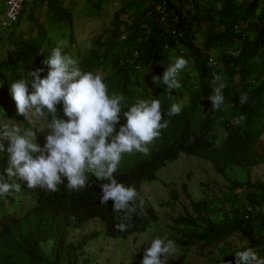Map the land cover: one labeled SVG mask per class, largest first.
<instances>
[{
  "label": "trees",
  "instance_id": "16d2710c",
  "mask_svg": "<svg viewBox=\"0 0 264 264\" xmlns=\"http://www.w3.org/2000/svg\"><path fill=\"white\" fill-rule=\"evenodd\" d=\"M100 1L113 2L87 0L86 3L98 10ZM38 2L45 4L50 28L42 26L38 35L41 38L31 39L17 32L4 34L1 18L5 0H0L2 99L8 98L9 83L13 80L27 78L29 72L37 68L44 69L40 76L46 74L47 68L41 61L48 54L45 51L55 47L58 36L67 38L72 44L77 40V30L72 26L79 18H73L65 5L72 2L31 0L26 4ZM116 3L118 7L112 12L107 30L102 31L94 45L80 55L78 65L81 69L103 72L109 91L124 94L129 100L155 97L160 104L167 105L176 99L181 101L186 93L190 96V101L178 115L168 116L162 145L152 159L144 163L142 175L152 176L165 159L177 156L180 151H202L205 157L214 160L220 171L232 164L255 166L261 161L255 137L248 128L256 118L264 115V0H116ZM22 21L20 16L12 28L20 27ZM7 38L12 43L5 46ZM3 50H7L6 56H1ZM215 55L219 62L212 64L210 58ZM177 56L184 57L187 65L177 75L180 87L168 92L162 84H155L153 77L161 75ZM214 74H218L221 77L219 81L224 83L223 94L227 93L235 103L232 116L236 120L243 118L230 128L229 137L222 147L208 150L207 144L215 139L212 133L215 116L211 114V103L205 100L211 92L210 81ZM243 93H247L248 99L240 104L238 97ZM5 104L4 101L0 103L2 106ZM2 170L3 155H0ZM32 201H37V205L30 214L2 231L0 264H79V254L70 249L64 236L59 237V243L54 245V254L47 253L42 236L49 228L41 230L35 223L56 219L82 222L97 215L108 224L110 231L116 229L111 208L99 203L95 190L71 194L33 189ZM2 202L0 198V204ZM191 203L196 216L188 214L179 218L186 224L183 229L186 235L175 237V242L179 241L186 248L211 247L208 252L204 248L199 254L205 255L208 263L213 264L210 253L220 242L236 235L246 241L245 246L264 258V181H249L242 194L233 191L226 196L224 221H209L204 232L190 231L188 220L202 216L210 204L207 201ZM140 217L135 218L147 220ZM129 224L126 231L132 227V222ZM149 226L150 223L145 230ZM227 250L224 247L219 254L235 264L234 254H228ZM86 263L84 260L82 264Z\"/></svg>",
  "mask_w": 264,
  "mask_h": 264
},
{
  "label": "clouds",
  "instance_id": "9594fccd",
  "mask_svg": "<svg viewBox=\"0 0 264 264\" xmlns=\"http://www.w3.org/2000/svg\"><path fill=\"white\" fill-rule=\"evenodd\" d=\"M30 1L23 2L19 18L26 2ZM5 11L4 4L1 25L5 20ZM67 42L66 51L59 46L65 43L63 41H56L55 47L45 51L48 54L41 61L47 68L44 76H40L44 72L43 68L32 70L27 78L22 77L9 83L8 98H0V103L6 102L5 105H0V155H3L4 166V170L0 171V198L3 201L0 204V235L9 224L28 216L37 205V201H32L33 189L47 193L71 194L95 190L99 195V203L111 208L116 222L115 230L110 231L108 224L97 215L89 216L82 222L56 219L35 223L41 230L49 228L47 232L42 231L45 236H42V242L47 253L54 254V245L59 243V237L64 236L67 245L71 246L70 249H75L79 254V264L84 260L87 261L86 264H95L89 255L90 245L102 229L91 230L89 224L98 219L105 225V233L108 235L105 239H114L117 242L154 229L160 223L159 210L156 205L143 202L138 191L146 182L158 180L161 173L159 170L168 161L195 158L211 162L207 166L213 172L214 182L226 179L227 189L220 187V191L216 192L211 188L195 197V192L191 189L194 172L186 173L187 179L181 184L179 191L173 193V199L159 201L161 207H169L172 202L179 200L181 193L189 200L185 212L174 218L177 224L182 225L172 226L173 229H179V235L143 239L142 242L147 241L149 244L143 248L138 259L132 262V257V261H123L121 264H209L208 260L194 262L192 256L201 255L199 252L204 248L209 251L211 247L186 248L179 241L173 240L186 235L183 233L186 224L179 218L188 214L196 216L192 201H207L210 207L205 213L188 220L190 231H206L209 221L222 223L226 210L223 204L225 197L233 191L236 192L238 188L243 190L236 193L242 194L249 181L260 180H252L250 177V170L260 161L255 166L232 164L220 171L214 160L205 157L202 151H180L177 156L165 159L152 176H143L144 163L151 160L162 145L168 116L180 113L185 103L190 101L189 93L184 94L181 101L176 99V102L167 105L160 104L155 97L129 100L124 94L111 93L103 72L84 71L78 65L81 61L80 55L86 51L76 49L75 55L69 54L67 50L72 43ZM86 47L91 45L87 44ZM210 62H219L216 55L210 58ZM186 65L187 60L177 56L164 68L161 75L153 77V81L155 84H162L168 92L177 90L180 87L177 75ZM220 79L218 74L213 75L210 81L211 92L205 100L206 103H211V114L215 116L212 130L215 139L209 144L206 143L208 150L222 147L229 137L230 128L243 118L236 120L232 116L235 103L227 93L223 94L224 83ZM186 97H189L187 102L183 101ZM247 99V93H243L238 97V102L244 104ZM45 117L48 119L44 120L40 128L35 119ZM261 122H264V115L256 118L248 128L255 137L258 154L262 138L258 126ZM134 151L145 154L149 152V156L130 162L131 153ZM182 154L186 156H181ZM261 158L262 161L263 157ZM198 170L207 171L206 168ZM235 173L239 175L236 176ZM201 183L204 187L209 186L205 180H201ZM136 202L141 207L136 209ZM140 215V219L147 220L140 221L135 218ZM129 222H132V227L126 231L130 226ZM96 223L100 225L99 222ZM149 223V228L145 230ZM233 237L230 236L222 242H229ZM176 246L181 248L182 253L172 256ZM234 258L235 264H264V258L247 246L234 252ZM212 263L217 264L215 261Z\"/></svg>",
  "mask_w": 264,
  "mask_h": 264
},
{
  "label": "rangeland",
  "instance_id": "374dc122",
  "mask_svg": "<svg viewBox=\"0 0 264 264\" xmlns=\"http://www.w3.org/2000/svg\"><path fill=\"white\" fill-rule=\"evenodd\" d=\"M86 1L87 0H67V2L72 3L65 4L66 8L70 10V14L72 15V17L79 18L77 20H74V25L72 26L77 30L75 34L77 40L72 44L71 47H68L69 49L67 51L69 52V54L71 53L75 55L77 50L87 51L86 49L90 48L86 47L87 44H90L92 47L94 45L95 39L100 35V33L104 30H107L109 22L111 20L112 12L118 7V3H116V0H113V2L100 1V7L98 8V10H96L92 4H88V2L86 3ZM23 12L24 13L21 14L23 21L20 27L12 28V25L4 26L2 24L4 27L1 25V28L4 30V34L8 35L13 32H17L18 35H22L23 37L36 39V37H39L38 35L40 34L42 26L50 28V19L47 18L45 14V4L43 2H38L33 5H30L28 3L25 5V9L23 10ZM66 27L69 28V25H66ZM49 34L53 35L51 32ZM40 38L41 37H39L38 39ZM66 39L67 38H63L61 36H58L56 38L57 42H65L63 45L58 44L59 46L63 47L64 51H66L65 45H67L68 43ZM11 43L12 41H9L8 39L7 42L4 43V45L7 46ZM9 50L11 51L12 49L10 48ZM6 52L7 50H3L1 56H6ZM188 100L189 97L183 99V101L186 102ZM45 119H48V117H45L43 119H35L40 128L43 126ZM258 128L260 133L262 134L258 150L260 156L263 157V160L250 170V177L252 180L260 179L264 181V122H261ZM148 154L149 152L145 154L134 151L131 153V158L129 161L133 162L135 159L148 158ZM183 155L186 156V154H182L181 156ZM175 160L168 161L166 163V166L159 170L161 173L159 174L158 180L153 182H146L138 191L139 197L143 202H148L152 205H156L159 210L160 223L154 229H150L149 231L141 235H131L130 237H127V239L123 242H117L114 239H105V236H108L105 233V225L98 219H94L95 221L89 224V228L91 230L102 229V231H98V237L95 240H92L90 245L91 247L89 255L95 264H121L123 261L124 263H126L127 260L129 262L132 261V257L134 258L132 262H135L140 256L143 248L149 244L147 241L142 242L143 239H152L156 236L165 235L178 236L180 232L179 229H173L172 226L177 227L182 225L177 224L174 221V218L178 214H182L185 212L186 206L189 205V200L183 195V193H181L179 196V200L177 202H172L169 207H161L159 201L173 199V193L178 192L181 184L186 181V173L194 172V176L193 178H191V189L195 192V197H199L201 195V192H204V190H210L211 188H214L216 192L220 191V187L227 189L228 182L226 179L222 178L218 179L220 181H218L217 183L214 182L215 180H213L212 176L213 172L210 167L207 166V164H211V162L207 160H198L195 158H181L180 160ZM121 166H124V164H122ZM199 168H206L207 171L202 172V170H198ZM235 175L238 176L239 174L235 173ZM201 180H205L209 186L204 187L201 183ZM242 190V188H238L236 192H241ZM135 205L136 209L141 207L137 204V202L135 203ZM96 222H99L101 227ZM245 244V240L240 239L239 236H234L231 241L221 242L218 247L216 246L217 248H214L215 251L210 253V259L212 261H215L217 264H226V262L227 264H230L229 259L219 254L220 250L223 251L224 247H226L228 249V254H234V252L241 250L242 247L245 246ZM132 248H134L133 251H130L129 253V250ZM135 248L137 249V251ZM181 253V248L179 246H176V251L172 256H178ZM192 260L194 262L200 263L201 261H207V257L205 255L197 254L195 256H192Z\"/></svg>",
  "mask_w": 264,
  "mask_h": 264
},
{
  "label": "built area",
  "instance_id": "2783aa9c",
  "mask_svg": "<svg viewBox=\"0 0 264 264\" xmlns=\"http://www.w3.org/2000/svg\"><path fill=\"white\" fill-rule=\"evenodd\" d=\"M24 1L25 0H6L5 20L3 21V25L15 22L19 18Z\"/></svg>",
  "mask_w": 264,
  "mask_h": 264
}]
</instances>
